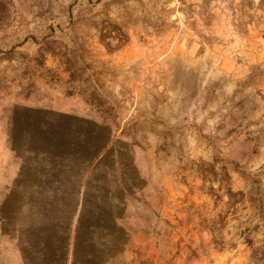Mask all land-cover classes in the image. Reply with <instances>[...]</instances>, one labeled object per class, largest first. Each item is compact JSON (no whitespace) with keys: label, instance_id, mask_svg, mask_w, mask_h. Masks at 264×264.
Returning <instances> with one entry per match:
<instances>
[{"label":"rangeland","instance_id":"1","mask_svg":"<svg viewBox=\"0 0 264 264\" xmlns=\"http://www.w3.org/2000/svg\"><path fill=\"white\" fill-rule=\"evenodd\" d=\"M0 264H264V0H0Z\"/></svg>","mask_w":264,"mask_h":264},{"label":"crops","instance_id":"2","mask_svg":"<svg viewBox=\"0 0 264 264\" xmlns=\"http://www.w3.org/2000/svg\"><path fill=\"white\" fill-rule=\"evenodd\" d=\"M79 198H80V191H79Z\"/></svg>","mask_w":264,"mask_h":264}]
</instances>
